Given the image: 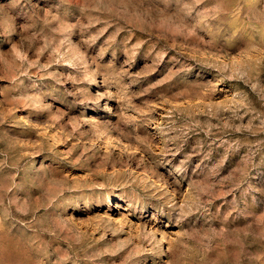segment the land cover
I'll return each instance as SVG.
<instances>
[{
	"label": "rangeland",
	"instance_id": "rangeland-1",
	"mask_svg": "<svg viewBox=\"0 0 264 264\" xmlns=\"http://www.w3.org/2000/svg\"><path fill=\"white\" fill-rule=\"evenodd\" d=\"M0 264H264V0H0Z\"/></svg>",
	"mask_w": 264,
	"mask_h": 264
}]
</instances>
